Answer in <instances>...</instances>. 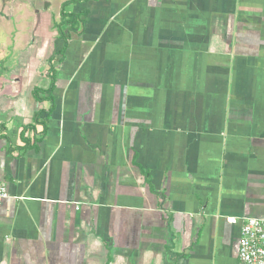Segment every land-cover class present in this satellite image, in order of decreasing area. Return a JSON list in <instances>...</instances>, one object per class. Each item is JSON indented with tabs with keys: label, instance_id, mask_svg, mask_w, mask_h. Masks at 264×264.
Wrapping results in <instances>:
<instances>
[{
	"label": "crops",
	"instance_id": "1",
	"mask_svg": "<svg viewBox=\"0 0 264 264\" xmlns=\"http://www.w3.org/2000/svg\"><path fill=\"white\" fill-rule=\"evenodd\" d=\"M2 185L0 264H240L264 0H0Z\"/></svg>",
	"mask_w": 264,
	"mask_h": 264
},
{
	"label": "built area",
	"instance_id": "2",
	"mask_svg": "<svg viewBox=\"0 0 264 264\" xmlns=\"http://www.w3.org/2000/svg\"><path fill=\"white\" fill-rule=\"evenodd\" d=\"M6 186H0V199L8 198ZM237 224L238 218L228 219ZM238 256L240 264H264V220L259 218H246L241 225Z\"/></svg>",
	"mask_w": 264,
	"mask_h": 264
},
{
	"label": "trees",
	"instance_id": "3",
	"mask_svg": "<svg viewBox=\"0 0 264 264\" xmlns=\"http://www.w3.org/2000/svg\"><path fill=\"white\" fill-rule=\"evenodd\" d=\"M62 17H63V20H62V22H61L59 25H57V27H58L59 31L61 32V34H64V30L62 29V25H63L65 22H67V18L69 17V15L64 11V9H63V11H62ZM52 90H53V87H51V88L49 89L48 93H50ZM39 92H40V90L37 88V89L35 90V95H36V97H37L39 100L44 99V97L39 96ZM52 101H53V100H52Z\"/></svg>",
	"mask_w": 264,
	"mask_h": 264
}]
</instances>
